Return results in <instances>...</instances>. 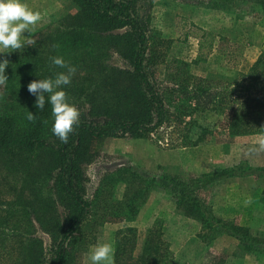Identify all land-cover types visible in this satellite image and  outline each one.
I'll return each instance as SVG.
<instances>
[{"label": "trees", "instance_id": "trees-1", "mask_svg": "<svg viewBox=\"0 0 264 264\" xmlns=\"http://www.w3.org/2000/svg\"><path fill=\"white\" fill-rule=\"evenodd\" d=\"M144 1L72 0L74 14L49 23L22 41L21 49L5 51L9 94L0 113V264H78L102 222L137 219L155 180L119 169L104 176L96 199L88 197L83 166L96 160L97 144L104 139L146 138L169 122L171 110L181 117L214 112L223 117L220 128L230 137L264 135V52L245 74L224 79L183 72L169 75L171 84L163 87L156 80L149 23L141 13ZM243 1L264 13V0ZM196 38L194 63L207 61L219 35L198 29ZM56 56L76 68L71 83L63 87L67 100L87 107V117L77 120L67 143L51 132L50 103L46 99L44 108L37 109L27 89L34 80L66 71L52 64ZM114 56L120 64L112 62ZM29 112L33 120L27 119ZM192 127L198 130L195 146L218 130L197 122ZM226 175L235 172L224 171ZM120 183L126 185L122 199L114 194ZM172 184L163 183L184 215L215 235H233L245 253H259L256 246L263 242L208 211L197 188ZM95 207L104 210L102 222ZM163 225L157 220L140 248L135 226L120 229L114 263L171 264L174 254Z\"/></svg>", "mask_w": 264, "mask_h": 264}, {"label": "rangeland", "instance_id": "rangeland-1", "mask_svg": "<svg viewBox=\"0 0 264 264\" xmlns=\"http://www.w3.org/2000/svg\"><path fill=\"white\" fill-rule=\"evenodd\" d=\"M21 2L41 13L40 21L30 26L29 32L23 33L22 41L35 37L49 23L77 10L72 0ZM144 3L147 6L141 13L149 23V36L156 59V80L163 87L171 84L167 80L169 75L183 76V72L193 73L196 77L214 75L224 79L245 74L264 52V13L251 1L145 0ZM198 29L212 30L219 38L208 60L194 63L198 57ZM6 50L0 53V61L6 59ZM183 61L190 63V67L181 66L179 63ZM112 62L121 63L117 56ZM7 94L6 83L0 84V113ZM68 102L80 113L78 119L87 117V107L76 101ZM173 112L171 110L166 125L146 138H107L98 142V157L83 166L88 178L89 199L95 198L106 174L119 169L134 171L148 181L156 182L139 216L129 224L140 228L143 233L147 230V235L156 221L162 220L165 238L173 240V248L178 254V257L175 254L171 264H264V152H249L256 147L257 139L264 135L230 137L220 128L223 117L214 112L191 117H181ZM194 122L210 124L218 130L195 146L198 130L192 127ZM227 170H233L235 175L223 176ZM165 181L171 188L173 181L180 184V189L197 188L199 198L208 211L246 228L253 238L263 242L256 246L255 250L259 253H245L233 235L227 232L215 235L214 230H206L199 221L184 215L176 205L174 194L163 185ZM125 186L120 183L114 191L116 198L122 199ZM98 202L95 201L96 204ZM95 211L102 222L104 210L96 208ZM150 221H153L152 226L147 229ZM129 224L102 222L95 230V240L78 264H90L87 253L97 244L110 243L114 250L120 225L126 227ZM144 241L139 237V248ZM112 259L115 264L114 251Z\"/></svg>", "mask_w": 264, "mask_h": 264}, {"label": "clouds", "instance_id": "clouds-1", "mask_svg": "<svg viewBox=\"0 0 264 264\" xmlns=\"http://www.w3.org/2000/svg\"><path fill=\"white\" fill-rule=\"evenodd\" d=\"M41 19L39 11H33L21 0H0V53L4 49L19 50L24 47L21 37L25 31L29 32L30 26L35 25ZM34 41H28L33 44ZM53 65L66 71L57 72L54 78L34 80L27 85L28 92L35 96V106L43 109L47 102L52 108L53 123L51 132L61 142L67 143L69 133L73 131L80 113L77 108L67 100L64 86L71 83L76 68L68 64L63 57L51 58ZM7 61H0V84H3L7 77L3 75ZM28 120H33L34 115L29 112ZM249 152H264V136L256 141V147ZM113 247L110 243H101L92 247L87 253L90 264H113Z\"/></svg>", "mask_w": 264, "mask_h": 264}, {"label": "crops", "instance_id": "crops-1", "mask_svg": "<svg viewBox=\"0 0 264 264\" xmlns=\"http://www.w3.org/2000/svg\"><path fill=\"white\" fill-rule=\"evenodd\" d=\"M184 218V217H183ZM153 221H150L149 223H148V227H147V229H150L151 228V223H152ZM121 223H123V222H121ZM132 225V224H131ZM121 226V229H122V227H124V225H120ZM137 229H139L138 230V235H139V237H140V240L143 242L144 240H145V236H146V232H147V230L143 233L142 232V230L140 229V228H138V227H136ZM119 231V230H118ZM141 237H143L144 239H142ZM170 241V243H171V250H172V252H173V254H174V259H175V254H176V257H178V254H177V252H175V250H174V248H173V240L171 241V240H169ZM114 250H115V248H114ZM173 259V260H174Z\"/></svg>", "mask_w": 264, "mask_h": 264}]
</instances>
